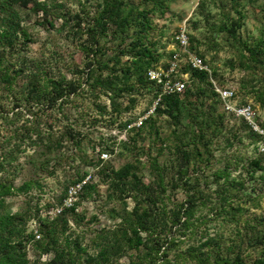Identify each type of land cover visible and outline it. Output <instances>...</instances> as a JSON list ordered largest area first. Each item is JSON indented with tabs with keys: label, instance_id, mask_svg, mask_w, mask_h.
<instances>
[{
	"label": "trees",
	"instance_id": "obj_1",
	"mask_svg": "<svg viewBox=\"0 0 264 264\" xmlns=\"http://www.w3.org/2000/svg\"><path fill=\"white\" fill-rule=\"evenodd\" d=\"M86 1L95 6L94 12L83 4V13L71 14L57 0H0V90L15 102L13 114L6 112L3 117L17 123L20 116L30 113L24 124L13 129L9 137L0 131V172L10 173L6 165H11L21 153L33 150L28 154L27 163L36 171L46 168L49 174H55L59 167L77 168L76 175L64 181L63 192L57 201L46 203L47 208L63 204L72 185L83 182L88 175L94 179L96 174L108 183V200L121 201L125 208L123 212L116 207L110 209L111 215L119 219L113 226L93 228L91 225L99 221L98 215L88 218L86 210L79 211L84 201L99 195V183L92 179L83 184L74 205L64 207L54 217L44 216L39 202L34 203L31 198L13 211L8 196L27 195L35 187L41 188V179L25 180L15 186V174L4 175L0 177V264H118L124 256H129V262L119 264H187L189 260L194 264H264V214L256 215L254 221L246 220L245 227L239 228L231 239H225L218 231L212 235L207 227L200 230L207 218L197 215L206 207L228 221H237L243 219V203L249 201L256 206L255 201L264 194V152L259 151L258 146L255 155L240 152L224 156L221 158L224 164L212 171V180L206 175L215 160L214 145L225 135L224 129L231 130L229 143L232 138L242 141V133L247 131L256 143L260 139L244 120H241L240 133L234 127L222 124L224 114L219 112L218 103H221L212 78L221 84L223 74L207 59L212 50L217 52L222 48L218 37L223 34L230 47L239 49L240 65L264 75V28L256 42H249L241 34L248 12L257 0H199L187 24L192 49L212 68V76L189 62L181 63L180 72L189 75L184 91L162 95L144 125L130 131L135 135L132 140H117L112 135L109 139L101 137L96 157L87 150L86 137L73 122L43 127L41 114L46 108L56 106L62 110L65 104L91 91L99 115H109L111 123L119 122L122 128L126 127L134 118L122 121L120 118L137 106L138 96L143 91L152 94L154 102L162 93L157 82L149 78L148 71L158 65L167 67L175 49L166 50L172 40L169 44L163 42L162 36L155 38L152 30L158 28L155 23L157 12L168 20L173 16H166L171 8L167 0H141L139 3L134 0ZM214 8L221 9L219 22L212 20L217 17V13H212ZM260 9L264 11V6ZM57 18L63 20L60 31L73 21V35L80 39L86 37L79 43L84 55V69H78L77 60L70 66L85 75L87 89L82 88L83 82L69 80L64 73L51 76L42 70L26 73L27 58L24 55L18 68L11 65V56L17 46L20 45L18 50L27 49L35 40L30 23L45 29L56 28ZM179 19L182 18L179 16ZM201 19H205L208 26L203 27ZM191 30L200 31L202 36L191 34ZM102 38L106 40L102 42ZM108 41L113 45H107ZM23 76L27 81L19 93L14 86ZM256 87L253 85V91ZM102 94L110 98V106L98 101ZM24 104L29 112L22 108ZM17 108L18 112H14ZM62 114L69 119V113L62 111ZM229 115L236 119L233 114ZM163 116L171 119L174 128L170 131V136L174 135L171 147L174 159L166 166L154 162L151 179L145 182L142 174L145 163L141 157L148 155L154 161L157 158H151L145 147H138L137 139L144 140L148 134L147 138L160 141L158 150L163 153L168 140L161 137L159 122ZM12 136L14 145L4 147ZM91 139L88 141L94 145ZM67 147H72L74 152L68 153ZM119 147L121 155L126 151L135 152V159L115 168L111 160L102 158L101 154L109 152L112 155ZM75 158H79L80 164H74ZM81 164L90 166L94 172L89 173ZM212 182L215 183L214 191L209 190ZM180 189L185 192L181 199H172L168 194L170 190L175 194ZM129 199L134 202L131 209L128 208ZM33 220L36 227L29 230ZM82 224L87 228L78 232L76 229ZM88 231L94 233L85 243ZM189 232L190 237L201 234V240L182 249L184 237ZM30 243L41 254L53 251V256L46 261L40 257L31 259ZM90 248L93 253L88 252Z\"/></svg>",
	"mask_w": 264,
	"mask_h": 264
},
{
	"label": "rangeland",
	"instance_id": "obj_2",
	"mask_svg": "<svg viewBox=\"0 0 264 264\" xmlns=\"http://www.w3.org/2000/svg\"><path fill=\"white\" fill-rule=\"evenodd\" d=\"M57 1L63 3L64 9L66 11H71V14H76L79 11L83 13V4H86V8L93 10V12L95 11V6H93L91 2L88 3V1L86 0H81V2L80 0ZM134 1L139 3L141 0ZM167 2L171 8L167 12L166 16H173V19L168 20L166 19V17L162 18L158 15L159 13L157 12L155 23H157L158 28L157 30H152V32L153 36L155 35V38H159V36H162V41L168 42L169 44V41L172 40L173 42L172 36L174 31L177 30L179 27L183 26L184 21H187L189 18L192 17L199 0H167ZM262 6H264V0H257L255 4L252 5L248 12L249 15L247 17V22L241 29V34L243 38L249 39V42L258 41L260 39L262 29L264 28V11L260 9V7ZM220 11V8L212 9V13H217V17L212 19L213 21H220ZM254 12L255 15H253ZM179 16L182 19H179ZM32 19H35V16H33ZM201 20V25L203 27L208 26L205 19ZM62 22V19L57 18L55 21L57 27H51L50 29H45L42 26H35L33 25V23H30V29L34 35L35 40L29 44V47L27 49L18 50L20 45L17 46L14 55L11 56V65H15V68H18L21 65L22 56L24 55L27 58L25 70L26 73L31 71L41 72V70L45 72L48 76L64 73L67 75L69 80H72L76 83L83 82L82 88L84 87L85 89H87V87L85 86L86 84L84 82L85 75L83 73H80L79 71L71 69L72 67L70 66V63L72 61L77 60L79 62L78 69L80 71L84 69V55L82 54L79 43L83 41L86 37L80 39L79 37L73 35V21L68 23L66 28L60 31L59 28ZM187 28L188 30H190L188 24ZM191 32V34H199L200 36H202L200 31L191 30ZM109 37L110 35L108 36L107 40H109ZM218 38L219 42L221 43L220 46H222V48L219 49V51L217 52L215 50H212L210 53L207 54V59L210 60L212 67L216 66L217 68H219V71L223 74L220 82L221 85L235 86L238 90V94L241 100L243 102H251L252 104H254V107L257 110L259 122L261 124L264 123L263 73L261 71H254L253 69L242 67L239 61V49L236 47H230L226 39L227 36L221 34V36H219ZM105 40L106 38L101 39L102 42H104ZM106 44L109 46L113 45L111 41H108V43ZM173 47V43L167 45L166 50H172ZM108 51L112 52V50ZM245 54L248 55V52H245ZM213 59L214 62H212ZM26 79L27 77L23 76L17 80L14 86L15 91L19 93L21 92L22 88L25 87V82L27 81ZM216 81L219 82L218 80ZM253 85L257 86V89L255 91H253L252 89ZM259 91L263 93H260ZM86 92V94H83L80 97L78 96V99L74 100V102L65 104L62 110L58 106L54 107L53 109L46 108L45 113L41 114L42 125L43 127H45L46 124L52 123L53 125L63 126L68 122L69 124L70 122H73L75 126H78L80 132L86 137V139L84 140V144L85 146L88 144L87 150L92 156L96 157L98 147L100 146L99 142L101 137L109 139L111 134L112 136L116 135L114 131L120 130L122 129V127L119 125V122L115 124L111 123L109 121V115L101 117L96 107L94 106V98L91 95L92 92ZM142 93L143 94L138 96L139 101L137 106L132 111L125 113L122 118H120L121 121L126 120L128 118L135 119L140 115L147 114L153 108L154 100L152 94L145 91H143ZM98 101H102L103 103H106L108 106H110V98L105 94H102L101 99H99ZM14 103L15 102L12 97L9 98L5 92L0 90V106L2 107L0 109V131L3 132L5 136L8 135V137L12 134V130L24 124V120H26V117L30 115V113L23 114V117L20 116V120L17 123H11L10 120L5 119L3 115H5L6 112H10L11 115L13 114ZM126 103L127 99L124 100V104ZM22 108L25 109V111L27 110L26 112H29L27 104L26 106L24 104ZM218 109L219 112H222L224 114V120L222 124L224 126H228L229 128L234 127L237 133H240L242 131L241 120L237 118V120L233 119L229 114H227L223 110L222 105L219 103ZM17 110L18 108L15 109L14 112H18ZM62 111H66L70 114L69 119L62 114ZM160 119L161 120L159 122V126L161 131V137L168 138L167 145H165L166 149H164L163 153H160L158 150L160 141L158 142L156 140L154 141L153 139L147 138L148 134L145 135L146 139L142 140L139 138L137 139L136 143L138 147H145L146 150L149 152L151 158H157V161H154L150 160V157L148 155H143L141 157L142 162L145 163V167L142 170L145 182H149V180L151 179V169L154 166V162L166 166L167 163H170L174 159L173 153H171V147L174 143V135L172 137L170 136V131L174 129L171 124V119L167 116H163ZM185 122H188V117H186ZM224 130L225 135L219 137L218 141L214 145V148H216L215 160H213L211 168L206 170V175H210L209 180H212L213 178L211 176L212 171L224 164V162L221 160V158H223L224 156H228L231 153L240 152L247 153L248 155H255L258 152L256 148L257 143L254 141L253 137L249 135L250 132L247 131L246 133H242V141L234 140L232 138L231 143H229L228 139L232 137L231 130L228 128ZM132 135L135 137L133 133L128 134L129 140H132V138H134ZM154 135L155 134L152 135V138ZM11 138L12 139H10L9 142L3 145L4 147L9 148L10 146L14 145L15 138L14 136H12ZM89 138H92L91 140L93 141L94 145H90V141H88ZM65 144L67 145V143ZM66 149L67 152L70 154L74 152V150H72V147H67ZM32 151L33 150H30V153H21L19 158L13 161L11 165H6V170H9L10 173L2 171L0 172V177H3L4 175L8 176L10 174H15V186L21 185L25 180L40 178L42 187H35L27 195L21 193L14 196H8L7 200L12 204L13 211H16L21 206H23V203L26 199L29 200L31 198L33 199L34 203H36L37 201L39 202L40 208H43L42 211L44 216L49 215L50 217H54V215L47 213V211L51 208H47L46 203L57 201L58 195L63 192L64 181L68 178H71L72 176H75L77 168L64 169L59 167L57 168L55 174H49L48 171H46V168L39 169L36 171L34 167L32 168L27 163L28 154H31ZM0 156L2 157L1 150ZM109 159L111 160V164L115 168H119L126 161L134 160L135 152L133 153L132 151H126L123 155H121L120 147L115 148V152L109 157ZM73 161L74 164H80L79 158H75ZM81 167L85 170H88L89 173L94 172V170L90 166H87L85 164H81ZM239 171H235V173H238ZM93 180L99 183V195L96 198L84 201L79 211L82 209L86 210L88 218L93 215H98L99 221L91 225L93 228L99 229L104 226H113L116 222H118L119 219H115L111 215L110 209L112 207H116L119 212H123L125 205L121 201L108 200V183L106 182V180L103 181L102 177L99 174H96ZM214 188L215 183H210L209 190L214 191ZM168 194H171L172 199H181L185 196V192L182 189L178 190L175 194L170 190L168 191ZM246 198L247 196H244V199ZM255 202L257 204L256 206L251 205L249 201L243 203L245 208L243 219L237 221H228L223 216H218L216 212L213 213L212 211H210L209 208L203 207L201 209L202 211L197 213V215L206 217L207 222L201 224L200 230L207 227L212 235L218 231L223 234L225 239H231L235 237V235H237L238 233V229L245 227L244 224L246 220L252 219V221H254L256 215L264 214V194H261L260 198L257 199ZM133 204V200L129 199L128 208L131 209L133 207ZM71 224H73L72 220ZM35 227L36 222L33 220L29 224V230H32ZM84 228L87 227L82 224L80 227H77L76 230L78 232H81V230ZM93 233L94 232L91 231L87 232L85 243L89 242V238L93 235ZM189 235L190 232L188 233L187 237H184L182 249H186L190 244L200 242L201 240V234H194L193 236L191 235V237ZM88 252L93 253V248H90ZM174 255L175 253L173 252L171 254V257L173 258ZM29 256L33 260L40 257L42 261H46L53 256V251H51V253L41 254L37 249L34 248L33 244L30 243ZM129 259V256H124L119 261H117V263H126L129 262ZM186 263L194 264L195 262L189 260Z\"/></svg>",
	"mask_w": 264,
	"mask_h": 264
},
{
	"label": "built area",
	"instance_id": "obj_3",
	"mask_svg": "<svg viewBox=\"0 0 264 264\" xmlns=\"http://www.w3.org/2000/svg\"><path fill=\"white\" fill-rule=\"evenodd\" d=\"M187 21H184L183 26L179 27L174 31L173 39V49H175L174 57L167 67L158 65L152 67L148 71V76L151 80L157 82V84L162 88V93L159 95L157 100L154 102L153 108L147 113L136 117L131 120L126 127L114 131V135L118 140H128V134L133 128H140L144 125L145 120L154 113L155 107L158 101L161 99L162 95H170L175 93H181L184 91L189 82L188 73L180 72L179 65L184 62H189L193 67L200 70H207L212 76V69L205 62V60L192 49L190 41V33L187 28ZM177 46V47H175ZM214 90L218 94V99L223 107V110L227 114H233L235 118L239 120H244L250 128L257 134L260 135V139L257 142L258 150L264 152V127L258 120L257 110L254 104L251 102H243L239 97L238 90L232 85H221L216 80L212 78ZM129 119V118H128ZM126 119V120H128ZM112 135V134H111ZM111 156L109 152H103L101 157L108 159ZM93 178L88 175L85 180L76 185H72L69 188V194L64 199L63 204H55L51 207L47 213L51 215H57L60 213L64 207H71L74 205L77 194L81 190L84 183L91 181ZM39 234L37 237L39 238Z\"/></svg>",
	"mask_w": 264,
	"mask_h": 264
}]
</instances>
